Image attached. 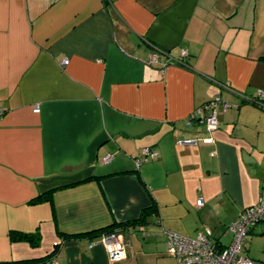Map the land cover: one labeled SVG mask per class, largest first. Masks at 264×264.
I'll return each instance as SVG.
<instances>
[{"label": "crops", "instance_id": "crops-1", "mask_svg": "<svg viewBox=\"0 0 264 264\" xmlns=\"http://www.w3.org/2000/svg\"><path fill=\"white\" fill-rule=\"evenodd\" d=\"M260 88L264 0H0V263L178 264L163 230L229 244L264 189ZM217 96L209 131L192 114ZM247 253L264 264V221Z\"/></svg>", "mask_w": 264, "mask_h": 264}, {"label": "built area", "instance_id": "built-area-1", "mask_svg": "<svg viewBox=\"0 0 264 264\" xmlns=\"http://www.w3.org/2000/svg\"><path fill=\"white\" fill-rule=\"evenodd\" d=\"M160 52L155 51L151 58V63L158 62ZM182 56H187L186 49L181 50ZM67 61H65L66 63ZM255 103L264 108V89L257 90ZM221 97L205 103L197 108L192 118L199 119L206 123L207 129L213 131L219 127L218 105ZM224 106L226 104L224 103ZM38 111L39 109L36 108ZM0 109V115L2 114ZM199 139H186L181 142L196 144ZM203 143H212L214 139L207 137L200 139ZM158 152L151 146L142 149L141 154L136 157V167H140L150 158H155ZM111 156H106L105 161H109ZM202 198L197 200V205L202 206ZM264 221V189L256 204L241 210L234 221L227 225V231L232 234V240L227 245H222L212 237L210 230L199 232L195 237H188L173 231L163 230L166 238V248L169 254L174 256L178 264H256V261L247 253L249 236L254 228ZM98 243L106 249L110 262H120L127 258V241L125 233L120 229H113L101 234ZM91 246L94 244L91 243ZM53 264H57L56 261Z\"/></svg>", "mask_w": 264, "mask_h": 264}, {"label": "trees", "instance_id": "trees-1", "mask_svg": "<svg viewBox=\"0 0 264 264\" xmlns=\"http://www.w3.org/2000/svg\"><path fill=\"white\" fill-rule=\"evenodd\" d=\"M50 196H51V191H48V192H45L43 194L38 195L36 198H34L32 200V202H38V201H43V200L50 199L51 198ZM148 214H150L149 209L146 210V212L143 213L142 216L136 222H138V224L145 223L146 217H147ZM113 229H114V226L110 227L109 229H106L105 231H111ZM11 238H12V240H20V239L29 240L34 245H38L39 244V241H40L39 232L32 233V234H24V233H19V232H11ZM0 264H16V263H5V262H3V263H0Z\"/></svg>", "mask_w": 264, "mask_h": 264}]
</instances>
